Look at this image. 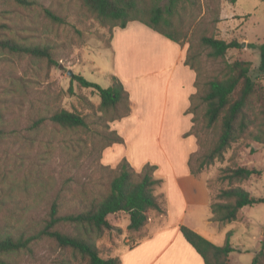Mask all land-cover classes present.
<instances>
[{
	"label": "rangeland",
	"instance_id": "obj_1",
	"mask_svg": "<svg viewBox=\"0 0 264 264\" xmlns=\"http://www.w3.org/2000/svg\"><path fill=\"white\" fill-rule=\"evenodd\" d=\"M201 1L204 5L206 0ZM216 6L219 7V21L211 25L212 15H207V20L197 28L198 32L206 27L216 38L235 39L240 46L228 49L223 59L203 58L201 67L210 74L220 68L223 60L232 61L238 57L250 60L260 94L257 119L262 122L264 72H257L259 52L251 45L264 40V0H236L234 3L215 0L210 7ZM44 7L62 17L64 22L47 18ZM0 23L5 25L1 28L5 35L24 44L46 46L57 62L49 66L46 59L0 51V128L4 131L0 137L1 226L6 220L13 222L19 214L39 217L53 199H63L64 195L75 196L77 202L105 190L102 184L105 174L101 178L99 168L100 163L103 164V151L99 154V146L104 143L102 112L98 110L100 98L92 88L82 87L73 75H81L102 87L109 86L113 76L108 74L112 68L113 29L102 26L83 6L82 0H34L31 6L0 0ZM184 46L187 49L188 43ZM69 70L73 75L68 74ZM57 108L84 116L88 127L53 129L46 121L40 128H33L32 122L37 115ZM146 145H152L150 140H146ZM130 155L137 159L135 149L130 150ZM152 156L158 157L156 153ZM236 165L261 170L240 185L253 196L264 198V144L248 137L233 143L224 161L206 168L212 176L209 180L214 193L212 198L220 188L227 186L218 179L221 168ZM162 173L165 180L170 171L162 169ZM156 192H159L158 187ZM72 206L70 210H75V205ZM108 219L119 230L105 231L96 238L95 244L104 257L114 255V247L120 242L131 246L142 236V232L136 234L127 229V214H111ZM235 221L229 242L233 239L238 248L228 254L227 262L250 264L264 240V202L245 206ZM23 261V264L31 262L29 257Z\"/></svg>",
	"mask_w": 264,
	"mask_h": 264
},
{
	"label": "trees",
	"instance_id": "obj_2",
	"mask_svg": "<svg viewBox=\"0 0 264 264\" xmlns=\"http://www.w3.org/2000/svg\"><path fill=\"white\" fill-rule=\"evenodd\" d=\"M20 6H31L34 0H3ZM234 3L236 0H227ZM215 0H82L83 6L96 16L102 26L109 29L124 28L131 21H138L166 38L179 43H188L184 63L195 72V92L189 97L186 113L191 115L192 125L185 135H193L198 150L190 154L188 166L193 176H198L208 166L224 161L226 151L233 143L244 137L264 144V121L257 119L259 86L250 60L236 58L223 60L219 69L210 74L201 63L203 58H224L230 48H238V41L216 38L208 28H197L211 14L210 24L219 21V7L211 8ZM189 7V8H187ZM45 16L54 22L64 19L43 8ZM186 18V19H185ZM0 23V51L46 59L49 66L56 65L51 51L46 46L24 44L5 35ZM259 52L257 72H264V40L252 44ZM73 79L86 88H92L100 98L98 110L102 112L104 143L99 154L113 144L123 143L109 122L126 117L130 109L129 94L120 79L113 75L111 83L102 87L86 80L81 75ZM260 110V109H258ZM261 111V110H260ZM48 121L53 129L87 128L84 116L75 111L57 108L37 115L33 128ZM4 131L0 128V137ZM209 134V136H208ZM105 190L91 197L63 196L53 199L39 217H23L19 214L13 222L6 220L0 226V264H120L117 256H102L95 244L96 238L105 231L119 230L108 215H128L127 229L140 231L147 223L151 211L165 213L161 196L155 187L161 180L154 176L155 165L145 164L134 169L122 158L115 166L99 165ZM261 170L246 165L223 167L218 179L227 186L220 188L210 204L212 217L209 222L226 224L235 221L244 206L264 202L263 197L253 196L240 183ZM75 205V210H70ZM180 231L186 241L200 254L204 264H228V254L235 251L229 242L230 233L222 245H215L185 225ZM250 264H264V240Z\"/></svg>",
	"mask_w": 264,
	"mask_h": 264
},
{
	"label": "crops",
	"instance_id": "obj_3",
	"mask_svg": "<svg viewBox=\"0 0 264 264\" xmlns=\"http://www.w3.org/2000/svg\"><path fill=\"white\" fill-rule=\"evenodd\" d=\"M110 50L113 58L108 74L122 82L129 94L131 111L111 123L123 143L103 150L102 162L115 167L125 158L136 170L147 163L155 165L154 176L161 180L156 186L159 192L156 188L155 192L161 196L166 210L164 214L153 211L146 225L136 231L142 232L140 239L131 246L120 242L112 256H117L120 264H204L182 235L180 226L222 245L237 221H208L213 215L210 204L214 193L209 185L212 176L207 169L198 176L189 170V156L198 146L193 135H185L192 125L191 115L185 111L195 92V72L184 63L186 46L131 21L124 28L113 29ZM147 139L150 147L146 145ZM132 148L137 159L130 155ZM162 169L170 171L165 180ZM230 243L238 248L233 239Z\"/></svg>",
	"mask_w": 264,
	"mask_h": 264
},
{
	"label": "water",
	"instance_id": "obj_4",
	"mask_svg": "<svg viewBox=\"0 0 264 264\" xmlns=\"http://www.w3.org/2000/svg\"><path fill=\"white\" fill-rule=\"evenodd\" d=\"M68 74H70V75H73V73H72V71H71V70H69V71H68Z\"/></svg>",
	"mask_w": 264,
	"mask_h": 264
}]
</instances>
